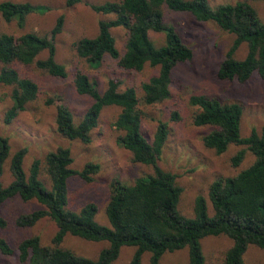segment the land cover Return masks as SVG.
<instances>
[{
	"label": "trees",
	"instance_id": "16d2710c",
	"mask_svg": "<svg viewBox=\"0 0 264 264\" xmlns=\"http://www.w3.org/2000/svg\"><path fill=\"white\" fill-rule=\"evenodd\" d=\"M83 0H67L74 5ZM251 1L220 4L213 8L208 0H109L101 4L89 3L90 7L114 17L101 19L94 36L82 37L75 43L78 57L85 59L92 67H98L110 57L127 71L142 70L146 64L159 67V72L141 85V99L146 104L162 102L171 97L172 75L175 67L191 60L192 48L186 44L174 24H169L167 12H190L198 20L213 21L235 38L218 69V77L246 83L254 74L264 78V21ZM46 6L32 2L14 0L0 1V16L6 22L17 21L23 26L32 13L45 10ZM64 16L57 19L51 34L27 31L19 35L0 32V63L3 72L0 82L13 85V105L5 120L11 122L37 91L36 82L21 75L16 64L36 66L52 76L65 78V65L57 58L55 38L62 32ZM114 28L127 33L125 50L117 46ZM163 33L165 41L157 46L151 33ZM246 44L243 58L237 52ZM46 53L45 57L42 54ZM76 90L88 96L92 103L82 120L76 123L74 115L66 104H59L56 111L57 131L69 139L91 141V132L98 125L102 110L106 106L122 108L115 125L124 133L118 142L132 152L136 162L152 168V172L127 183L114 177L109 185V199L106 214L110 226L99 224L96 219L98 207L90 202L80 211L70 208L68 181L80 176L91 181L100 170V165L88 163L83 169L73 168L71 149L59 146L49 151L44 161L35 159L27 173L24 157L27 148L17 150L11 157L9 169L13 180L4 186L1 176L4 163L10 156L9 138L0 134V206L9 199L19 197L25 202L36 200L41 208L19 213L14 218L16 226L32 227L45 217L57 225V231L48 245L40 235L22 239L16 248L0 236V251L4 254H18L20 261L27 264H113L123 246L135 247L129 264H142L145 252H150V263L160 264L167 252L188 247V264H206L202 239L209 235H227L233 240L225 255L224 264H244V254L250 245L264 248V131L253 129L248 136L241 133L243 108L238 102L224 103L217 98L194 94L191 105L197 107L194 124L210 127L204 136L206 147L221 154L230 145L245 146L232 157L234 166H239L247 150L255 157L253 163L236 175L219 177L209 186L208 197L214 213L209 214L208 200L198 195L194 203V216L182 215L177 205L183 188L177 182V175L160 166L159 160L170 134L168 121L158 122L152 142L142 132V111L140 97L134 86L120 89V81L110 79L107 88L101 92L97 83L83 71L77 72ZM174 119L178 113L173 115ZM45 169L51 181L49 188L41 178ZM0 225L6 221L0 217ZM68 234L90 241H108L96 259L79 255L63 246Z\"/></svg>",
	"mask_w": 264,
	"mask_h": 264
},
{
	"label": "rangeland",
	"instance_id": "374dc122",
	"mask_svg": "<svg viewBox=\"0 0 264 264\" xmlns=\"http://www.w3.org/2000/svg\"><path fill=\"white\" fill-rule=\"evenodd\" d=\"M1 1V0H0ZM32 2L46 6L45 10L30 14L23 26L17 21H4L0 16V32H10L15 35L27 31H35L50 35L57 19L64 16V26L56 38L57 58L65 65L67 76L59 78L50 75L36 66L16 64L21 75L32 78L37 84V91L24 110L11 121L6 122L5 116L12 107L13 85L0 82V134L10 141V156L4 163L1 181L4 186L13 180L9 165L12 155L26 147L24 169L28 173L32 162L41 159L59 146L71 149L73 168L83 169L88 163L100 165V170L93 175L91 181L80 176H73L68 181L70 198L69 207L80 211L90 202L96 203L98 211L95 219L101 225L110 226L106 214L109 199V185L114 177H119L127 183H132L137 177L152 172V168L144 163L136 162L131 151L119 144L118 138L124 132L118 129L115 122L122 108L117 105L106 106L100 115L98 125L91 132V141L84 143L79 139H69L57 131L56 111L61 103L69 106L74 120L79 123L92 99L77 92L75 78L77 72L83 71L91 80L97 83L103 92L110 79L120 81V89L128 86L136 87L141 99V85L159 72V67L146 64L142 70L127 71L116 60L105 58L98 67H92L85 59L77 56L75 43L82 37L94 36L98 31L101 19L114 17L113 14H103L94 11L89 3L101 4L109 0H83L74 5H68L67 0H14ZM216 8L220 4L236 3L239 0H208ZM264 21V1H251ZM169 24H174L184 42L193 50L191 60L179 63L172 75L171 97L162 102L146 104L140 101L142 111V132L149 142H152L158 122L168 121L170 134L164 147L159 164L164 169L177 175V182L183 188L177 205L178 211L186 216H194V203L198 195H204L208 200V211L214 210L208 197L210 184L219 177L236 175L242 169L253 163L255 157L247 150L244 160L239 166H234L232 157L238 150L245 148L240 145H230L224 153H217L206 147L203 138L210 127L194 124L193 117L197 107L190 104L189 99L194 94L217 98L224 103L238 102L243 108L241 133L248 136L253 129L259 133L264 131V78L254 74L246 83L236 80H223L218 77V69L230 49L235 36L219 27L213 21L198 20L190 12H167ZM117 46L123 53L127 33L122 28H114ZM157 46L165 41L163 33H151ZM247 46L242 45L237 52L238 58L246 55ZM46 53L42 54L45 57ZM3 64L0 63V74ZM178 113L174 119L173 115ZM41 178L50 188L51 181L45 169ZM42 205L36 200L25 202L19 197L6 200L0 206V217L6 221L0 225V236L8 240L13 248L31 235H40L44 245L51 243L57 231L56 223L49 217L41 219L32 227L21 228L15 225L14 218L19 213L29 212ZM206 264H224L225 255L232 246L233 240L227 235H209L202 239ZM108 241H90L68 234L63 246L79 255L96 259L100 251L107 247ZM135 247L123 246L120 255L113 264H129ZM150 252H145L142 264L150 263ZM188 247L165 253L160 264H188ZM0 264H27L20 261L18 254H4L0 251ZM244 264H264V248L250 245L244 254Z\"/></svg>",
	"mask_w": 264,
	"mask_h": 264
}]
</instances>
